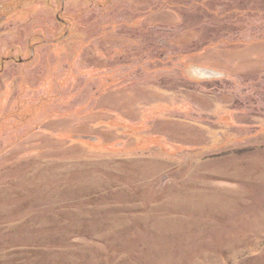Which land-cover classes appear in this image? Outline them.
Returning <instances> with one entry per match:
<instances>
[{"label": "rangeland", "instance_id": "1", "mask_svg": "<svg viewBox=\"0 0 264 264\" xmlns=\"http://www.w3.org/2000/svg\"><path fill=\"white\" fill-rule=\"evenodd\" d=\"M0 264H264V0H0Z\"/></svg>", "mask_w": 264, "mask_h": 264}, {"label": "water", "instance_id": "2", "mask_svg": "<svg viewBox=\"0 0 264 264\" xmlns=\"http://www.w3.org/2000/svg\"><path fill=\"white\" fill-rule=\"evenodd\" d=\"M72 138H77V139H80V140H87V141H91V142H94L97 140V137L95 136H90V135H75V136H72ZM119 143L116 144V146L118 145ZM174 146L172 145V148Z\"/></svg>", "mask_w": 264, "mask_h": 264}]
</instances>
